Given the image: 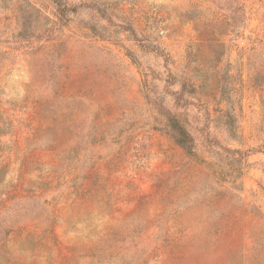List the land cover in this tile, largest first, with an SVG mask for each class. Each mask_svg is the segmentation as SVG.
I'll return each instance as SVG.
<instances>
[{
  "label": "rangeland",
  "instance_id": "374dc122",
  "mask_svg": "<svg viewBox=\"0 0 264 264\" xmlns=\"http://www.w3.org/2000/svg\"><path fill=\"white\" fill-rule=\"evenodd\" d=\"M60 2L0 0V264H264V0Z\"/></svg>",
  "mask_w": 264,
  "mask_h": 264
},
{
  "label": "trees",
  "instance_id": "16d2710c",
  "mask_svg": "<svg viewBox=\"0 0 264 264\" xmlns=\"http://www.w3.org/2000/svg\"><path fill=\"white\" fill-rule=\"evenodd\" d=\"M52 1L57 5V8L61 11V13H64L68 9L64 4L60 2V0ZM169 122L171 123L172 129L174 131L173 137L177 144L185 148L187 153L193 155V149L188 146L191 143V139L188 133L181 126H179L178 122L176 121V118L169 117Z\"/></svg>",
  "mask_w": 264,
  "mask_h": 264
}]
</instances>
